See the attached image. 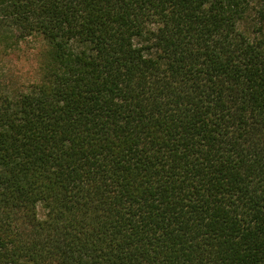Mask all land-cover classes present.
<instances>
[{
  "label": "trees",
  "instance_id": "1",
  "mask_svg": "<svg viewBox=\"0 0 264 264\" xmlns=\"http://www.w3.org/2000/svg\"><path fill=\"white\" fill-rule=\"evenodd\" d=\"M28 38L0 264H264V0H0Z\"/></svg>",
  "mask_w": 264,
  "mask_h": 264
},
{
  "label": "rangeland",
  "instance_id": "2",
  "mask_svg": "<svg viewBox=\"0 0 264 264\" xmlns=\"http://www.w3.org/2000/svg\"><path fill=\"white\" fill-rule=\"evenodd\" d=\"M43 52L44 44L39 38L25 39L7 51L0 48V93L22 92L29 83L37 81Z\"/></svg>",
  "mask_w": 264,
  "mask_h": 264
}]
</instances>
